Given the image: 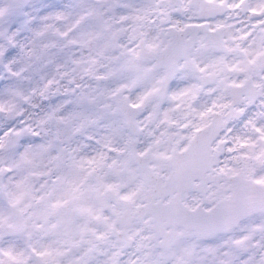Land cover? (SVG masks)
<instances>
[{"label": "snow or ice", "instance_id": "snow-or-ice-1", "mask_svg": "<svg viewBox=\"0 0 264 264\" xmlns=\"http://www.w3.org/2000/svg\"><path fill=\"white\" fill-rule=\"evenodd\" d=\"M0 264H264V0H0Z\"/></svg>", "mask_w": 264, "mask_h": 264}]
</instances>
